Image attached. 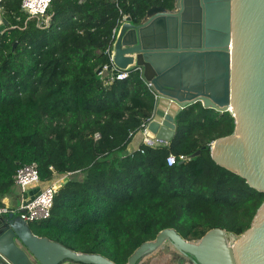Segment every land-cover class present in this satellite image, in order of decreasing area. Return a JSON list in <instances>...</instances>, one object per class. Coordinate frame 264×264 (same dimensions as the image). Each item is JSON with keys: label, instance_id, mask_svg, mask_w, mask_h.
I'll use <instances>...</instances> for the list:
<instances>
[{"label": "trees", "instance_id": "1", "mask_svg": "<svg viewBox=\"0 0 264 264\" xmlns=\"http://www.w3.org/2000/svg\"><path fill=\"white\" fill-rule=\"evenodd\" d=\"M22 1L1 5L0 205L24 164L37 162L44 182L70 173L50 218L31 223L33 231L116 264L164 229L199 240L214 228L240 236L251 227L264 192L219 165L211 151L234 133L232 112L193 104L176 116L168 145L127 153L154 116L156 95L139 69L111 83L98 73L124 16L138 23L151 7L173 8L176 0H53L48 27L29 19ZM199 150L167 165L170 152Z\"/></svg>", "mask_w": 264, "mask_h": 264}, {"label": "water", "instance_id": "2", "mask_svg": "<svg viewBox=\"0 0 264 264\" xmlns=\"http://www.w3.org/2000/svg\"><path fill=\"white\" fill-rule=\"evenodd\" d=\"M114 50L116 65L139 68L157 95L148 130L158 139L169 142L176 116L193 104L232 112L235 131L212 144V157L264 192V0H176L173 8L155 5L138 23L127 17ZM227 235L214 228L199 240H186L175 229H164L139 246L126 264H138L166 242L195 264H264V203L251 227L234 235L233 245ZM65 262L116 264L101 254L76 252L35 235L16 215L0 217V264Z\"/></svg>", "mask_w": 264, "mask_h": 264}, {"label": "built area", "instance_id": "3", "mask_svg": "<svg viewBox=\"0 0 264 264\" xmlns=\"http://www.w3.org/2000/svg\"><path fill=\"white\" fill-rule=\"evenodd\" d=\"M52 1L53 0H23L22 9L28 14L29 19L36 18L40 27H48L49 16L47 12ZM2 2L3 0H0L1 10H3L1 6ZM126 21L127 16H124L122 23L117 29L114 30V36H116V38L120 28ZM3 23L4 19H0V26L3 25ZM114 48L115 43L114 45H110L107 48L106 54L109 56L110 61L109 63L102 66V70L99 73L106 83H111L116 79L121 80L129 77L130 69L135 68L133 66H129L126 69L118 67L114 60ZM148 86L152 89L150 83H148ZM152 91L155 93L153 89ZM152 119L153 117L147 120L139 131L143 135V144L153 148L168 145V141L158 139L156 135L149 132L148 124ZM100 136V133L95 135L96 138H100ZM191 158V156L184 153L175 154L170 152L166 158V162L168 166H174L177 163L189 161ZM69 175L70 173H68V176ZM66 176L67 174L63 177H58L57 179L47 182L46 185L36 191L34 195H30L31 190L42 183L39 165L37 162H31L20 166L14 176L15 185L21 192L20 205L17 208H11L7 205H0V217L10 214L17 215L23 221L29 224L49 219L54 206L55 197L62 185V179Z\"/></svg>", "mask_w": 264, "mask_h": 264}, {"label": "rangeland", "instance_id": "4", "mask_svg": "<svg viewBox=\"0 0 264 264\" xmlns=\"http://www.w3.org/2000/svg\"><path fill=\"white\" fill-rule=\"evenodd\" d=\"M0 19L3 18V10L0 8ZM17 187V186H16ZM18 188V187H17ZM36 193L33 192L31 195ZM229 245L235 243L234 235L230 234ZM72 264V263H71ZM138 264H195L190 258L179 252L170 242H166L162 248L143 258Z\"/></svg>", "mask_w": 264, "mask_h": 264}, {"label": "crops", "instance_id": "5", "mask_svg": "<svg viewBox=\"0 0 264 264\" xmlns=\"http://www.w3.org/2000/svg\"><path fill=\"white\" fill-rule=\"evenodd\" d=\"M81 1H83V0H81ZM48 16H49V24H50L51 23V15H48ZM165 109H167V108L165 107ZM168 111L171 112V108H168ZM142 144H143V138L138 133V134H136L133 137L131 143L129 144V147H128L129 152L131 153V152H133L135 150H138L141 147ZM65 175L66 174H57V175L54 176V178L52 180L57 179L58 177H63ZM67 177H68V174H67L66 177H64L62 179V183L64 182L65 178H67ZM47 182H49V181H46V182L42 181V183L39 186H37V187H35L34 189L31 190L30 195L32 194V192L38 191L40 188L45 186ZM20 202H21V192H20V190L17 187H15L14 193H12L9 196H6V197L2 198V203H3L2 205H7V206H9L11 208H17L20 205ZM8 216L9 215H5L3 217H8ZM16 217L19 219V217L17 215H16ZM29 225H30V227L32 226L31 223ZM31 230H32L33 234H35V232L33 231L32 227H31ZM64 264H71V263L65 262Z\"/></svg>", "mask_w": 264, "mask_h": 264}, {"label": "bare ground", "instance_id": "6", "mask_svg": "<svg viewBox=\"0 0 264 264\" xmlns=\"http://www.w3.org/2000/svg\"><path fill=\"white\" fill-rule=\"evenodd\" d=\"M230 237H231V236L228 234V235H227V241L229 240Z\"/></svg>", "mask_w": 264, "mask_h": 264}]
</instances>
